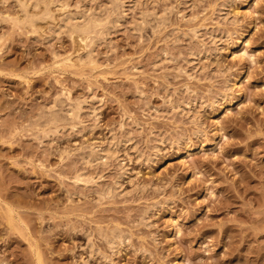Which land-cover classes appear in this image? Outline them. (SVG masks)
Segmentation results:
<instances>
[{
	"label": "rangeland",
	"instance_id": "1",
	"mask_svg": "<svg viewBox=\"0 0 264 264\" xmlns=\"http://www.w3.org/2000/svg\"><path fill=\"white\" fill-rule=\"evenodd\" d=\"M46 1L0 0V264H264V0Z\"/></svg>",
	"mask_w": 264,
	"mask_h": 264
},
{
	"label": "bare ground",
	"instance_id": "2",
	"mask_svg": "<svg viewBox=\"0 0 264 264\" xmlns=\"http://www.w3.org/2000/svg\"><path fill=\"white\" fill-rule=\"evenodd\" d=\"M18 1V3H19V7H20V9H21V13H23V18H22V21L23 20H25V21H28L27 19H28V17L30 16V14L28 15V12H27V7H28V5H30V6H32V8H35V7H37L39 4H40V2L42 3V0H21V1H19V0H17ZM40 1V2H39ZM44 1V0H43ZM46 1V0H45ZM17 3V4H18ZM46 3H47V1H46ZM46 3L45 4H43V5H45L46 6ZM42 5V6H43ZM62 7H63V5H62ZM45 8V7H44ZM37 9V8H36ZM44 10V9H43ZM48 11V10H47ZM47 11H45L44 13L46 14L47 13ZM30 12V11H29ZM49 12V11H48ZM82 14V13H81ZM42 16H44L43 14H41ZM47 15V14H46ZM48 17H49V15H47ZM22 17V16H21ZM32 17V16H31ZM35 17V16H34ZM44 18H46V16L44 17ZM66 18V17H65ZM73 18V17H72ZM72 18L69 16V17H67L66 19H64V20H62L61 22H62V26H64L68 31H69V34H70V32H72L73 34L75 33V32H80V34H81V32L85 35V37H86V34H92V26H95V25H97V24H95V25H91V23H90V26L88 25L89 24V20L87 21L88 22V24L87 23H85V22H83V23H85V26L87 25V26H89V27H87L88 29L89 28H91V29H89V30H91V32H89V30L87 31V29L85 28V26H83L82 25V23H80V24H76V22H77V19H75V17H74V19L76 20V22H75V24H73L71 21H72ZM79 18H82V15H81V17H80V15H79ZM18 19V18H17ZM30 19V18H29ZM34 19V18H33ZM37 19V18H36ZM36 19H34L35 21H36ZM86 19V18H85ZM33 20V21H34ZM87 20V19H86ZM18 21V23H19V19L18 20H16V22ZM21 21V20H20ZM24 21V22H25ZM30 21V20H29ZM32 21V22H33ZM31 22V23H32ZM61 22H60V24H61ZM92 22V21H91ZM93 22H95V21H93ZM92 22V23H93ZM96 22H97V20H96ZM95 22V23H96ZM27 23V22H26ZM25 23V24H26ZM29 23V22H28ZM31 23H29V24H31ZM35 23V22H34ZM100 23V21L98 22V24ZM22 24V23H21ZM27 25V24H26ZM81 25V26H80ZM28 26V25H27ZM31 26V25H30ZM61 26V27H62ZM98 26V25H97ZM59 27V26H58ZM68 31H67V33H68ZM65 32H66V30H65ZM86 32H89V33H86ZM71 33V34H72ZM90 34V35H91ZM94 34V33H93ZM76 35H78V34H76ZM89 35V36H90ZM70 36V35H69ZM72 36V35H71ZM81 37H83V36H81ZM85 37H83V38H85ZM88 37V36H87ZM83 38H82V40H83ZM86 39H88V38H86ZM89 42H90V40H89ZM89 42H88V44H89ZM91 44V43H90ZM77 111V110H76ZM79 113V112H78ZM69 114V113H68ZM71 114H72V112H71ZM70 114V115H71ZM76 115H77V112H76V114L74 113V115L73 116H75L76 117ZM51 116V115H50ZM55 118V117H54ZM218 121V120H217ZM112 142V141H111ZM110 142V143H111ZM109 144V143H108ZM113 148V147H112ZM102 153V155L104 154L105 156L107 155V154H111L110 156H112L113 154L112 153H114V152H112L111 153V146L109 145H107V147L106 148H101V150H99V151H96L94 148L93 149H90V151H89V154H88V156H85V158L83 157V159H85V164H89L90 162H91V159L92 158H94V157H96V156H98L100 153ZM104 156V157H105ZM107 156H109V155H107ZM88 158L90 159V160H88ZM83 162V163H84Z\"/></svg>",
	"mask_w": 264,
	"mask_h": 264
}]
</instances>
